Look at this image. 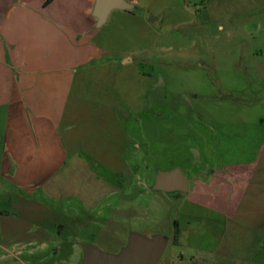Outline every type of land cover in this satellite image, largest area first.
I'll use <instances>...</instances> for the list:
<instances>
[{"label": "crops", "instance_id": "0c3cea01", "mask_svg": "<svg viewBox=\"0 0 264 264\" xmlns=\"http://www.w3.org/2000/svg\"><path fill=\"white\" fill-rule=\"evenodd\" d=\"M203 1L121 0L102 16L98 0H0L6 247L81 256L85 264L96 253L121 256L137 240L160 241L164 250L178 235L195 254L191 264L206 256L210 264H264V142L253 160L188 184L171 240L131 229L114 252L76 240L92 223L114 221L107 210L139 207L132 127L149 108L152 79L142 64L171 47L165 31L200 24ZM159 260L175 264L174 255Z\"/></svg>", "mask_w": 264, "mask_h": 264}, {"label": "rangeland", "instance_id": "374dc122", "mask_svg": "<svg viewBox=\"0 0 264 264\" xmlns=\"http://www.w3.org/2000/svg\"><path fill=\"white\" fill-rule=\"evenodd\" d=\"M245 1L204 0L201 25L165 31V46L171 47L155 49L149 64H142L152 75L149 108L132 127L140 145L133 194H138L139 207L127 213L107 210L114 221L92 223L77 241L89 239L114 252L131 229L171 240L174 221L183 220L184 193L153 190L157 170L178 166L191 186L204 173L256 157L264 142V0ZM176 238V245L169 241L164 246L159 263L174 255L173 263L191 264L195 254L189 242ZM6 245L0 229V264H79L81 257L28 254ZM179 253L183 260L176 257ZM92 255L85 256V264H93ZM198 260L210 264L209 256Z\"/></svg>", "mask_w": 264, "mask_h": 264}, {"label": "water", "instance_id": "95a60500", "mask_svg": "<svg viewBox=\"0 0 264 264\" xmlns=\"http://www.w3.org/2000/svg\"><path fill=\"white\" fill-rule=\"evenodd\" d=\"M121 0H98V11L104 16L108 9L120 5ZM154 190L182 191L188 190V182L179 167L171 170H158L152 184ZM163 246L160 241L153 245H147L140 240L134 242L133 246L123 255L113 258H98L101 256L93 254L94 264H156L162 254Z\"/></svg>", "mask_w": 264, "mask_h": 264}, {"label": "trees", "instance_id": "16d2710c", "mask_svg": "<svg viewBox=\"0 0 264 264\" xmlns=\"http://www.w3.org/2000/svg\"><path fill=\"white\" fill-rule=\"evenodd\" d=\"M175 232H176V230H175Z\"/></svg>", "mask_w": 264, "mask_h": 264}]
</instances>
